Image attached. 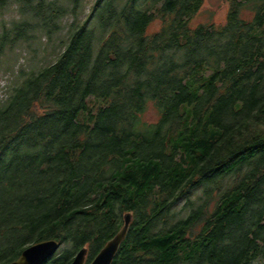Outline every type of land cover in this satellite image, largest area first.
Listing matches in <instances>:
<instances>
[{
  "label": "trees",
  "instance_id": "obj_1",
  "mask_svg": "<svg viewBox=\"0 0 264 264\" xmlns=\"http://www.w3.org/2000/svg\"><path fill=\"white\" fill-rule=\"evenodd\" d=\"M225 1L0 0V61L59 38L0 97V264H87L126 212L111 264H264V0Z\"/></svg>",
  "mask_w": 264,
  "mask_h": 264
},
{
  "label": "rangeland",
  "instance_id": "obj_2",
  "mask_svg": "<svg viewBox=\"0 0 264 264\" xmlns=\"http://www.w3.org/2000/svg\"><path fill=\"white\" fill-rule=\"evenodd\" d=\"M226 10L227 2L225 0H204L201 10L192 21L193 23L206 22L209 20L220 22L224 19ZM15 16V7L10 6L2 19L9 20ZM64 24H66L65 19L62 20L61 26ZM60 33H62V30L56 33L55 36ZM45 42L46 40L41 38L38 39L36 43H32L31 46L22 44L3 56L0 61V97H3L10 86L21 79L20 70L29 71L40 62L46 60V58H51L58 51V37H53L51 41H49L46 50H43ZM43 57H45V59ZM147 115L152 119L155 118L152 108L147 112Z\"/></svg>",
  "mask_w": 264,
  "mask_h": 264
},
{
  "label": "water",
  "instance_id": "obj_3",
  "mask_svg": "<svg viewBox=\"0 0 264 264\" xmlns=\"http://www.w3.org/2000/svg\"><path fill=\"white\" fill-rule=\"evenodd\" d=\"M130 221L131 213L126 212L123 215V225L121 228L102 246L87 264H111L121 242L126 236ZM60 246V243L55 239H46L32 243L21 251L18 258L7 264H43L57 253ZM86 253V247L80 248L76 251L69 264H85Z\"/></svg>",
  "mask_w": 264,
  "mask_h": 264
}]
</instances>
